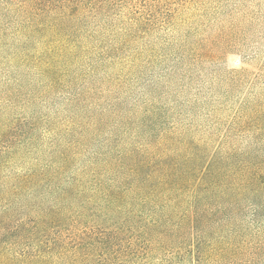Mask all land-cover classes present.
<instances>
[{
	"label": "trees",
	"instance_id": "1",
	"mask_svg": "<svg viewBox=\"0 0 264 264\" xmlns=\"http://www.w3.org/2000/svg\"><path fill=\"white\" fill-rule=\"evenodd\" d=\"M201 1L0 0V53L22 69L8 79L20 112L0 121V264H264V84L247 68L209 67L247 29L224 25L223 40L170 52L180 13ZM156 58L168 62L162 85L150 79L140 102L109 92L94 135L79 125L97 142L77 175L66 151L35 159L48 122L26 114L36 79ZM181 76L192 94L172 99ZM8 156L25 168L8 173Z\"/></svg>",
	"mask_w": 264,
	"mask_h": 264
},
{
	"label": "rangeland",
	"instance_id": "2",
	"mask_svg": "<svg viewBox=\"0 0 264 264\" xmlns=\"http://www.w3.org/2000/svg\"><path fill=\"white\" fill-rule=\"evenodd\" d=\"M0 21L3 19L0 18ZM177 21L172 32L174 40L176 39L175 45L170 51L173 55L179 54L187 48L194 49L198 43L205 42L206 39L223 40L224 37L218 35L221 34V29L224 30V25L229 27L231 23L244 24L247 32L242 33L237 39L238 45L226 50L216 63L209 67L247 68L250 70L247 72L248 78L258 75V82L264 84V0H202L200 3L184 9ZM105 33L107 34V32ZM153 36H157V34ZM135 45L142 46L143 43L138 41ZM247 54L253 57L243 61V57H246ZM9 55H11L10 51L0 53V121L5 120L8 115L20 112L17 111L20 108L17 109V105L12 106V102L8 99L13 92L8 86V79L18 75L22 69L15 65ZM160 58H156L150 66L145 67L138 64L136 67L124 69L118 66L112 67L110 64H108L110 67L100 66L99 63L96 75L90 73L91 79L85 75V72L90 68L85 66L84 71H79L77 65L66 70L60 69L62 79L56 84H49L42 77L40 80L36 79L35 90L27 94V96H36L32 97L26 114L34 112L38 116H43L48 122L43 123L37 135V137L42 136V139L37 138V142L42 145V151L36 154L35 159H39L43 164H56L60 159L58 154L61 151H66L70 156L68 160L71 162L69 175H77V169L83 166L89 156L88 152L94 148V144L97 142L95 139L88 140L84 137L79 125L83 122L89 124L86 132L89 136L94 135L93 118L95 116L97 118L100 113L106 116V108L111 98L109 92H115V96L129 101L139 98L140 102L147 92L146 84L150 79L157 77L156 79L162 85L159 72L168 62L161 61ZM205 70L206 68L203 71ZM10 71L12 72L9 73ZM31 73L33 72L31 71ZM120 74H126V78ZM173 83L169 82L171 84L169 93H173L174 87H178L179 94L172 96V99L192 94L191 90H183L187 85V77H176ZM91 86H94V89ZM169 96L167 94L159 101L168 103L171 100ZM19 105L22 103L20 102ZM177 114L175 116L181 119V123L185 125L200 121L199 117L193 118L188 112L186 116L184 112ZM68 122L74 123L70 130H67ZM51 124L53 126H50ZM79 151L81 154L78 155ZM5 162L11 166L8 173L13 170L21 172L25 168L23 163L15 160V157L8 156Z\"/></svg>",
	"mask_w": 264,
	"mask_h": 264
}]
</instances>
